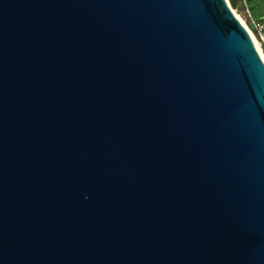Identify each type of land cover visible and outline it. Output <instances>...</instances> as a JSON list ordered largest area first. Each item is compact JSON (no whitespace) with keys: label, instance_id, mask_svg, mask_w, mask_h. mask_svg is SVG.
Instances as JSON below:
<instances>
[{"label":"water","instance_id":"1","mask_svg":"<svg viewBox=\"0 0 264 264\" xmlns=\"http://www.w3.org/2000/svg\"><path fill=\"white\" fill-rule=\"evenodd\" d=\"M0 264H264V61L228 0H0Z\"/></svg>","mask_w":264,"mask_h":264},{"label":"trees","instance_id":"2","mask_svg":"<svg viewBox=\"0 0 264 264\" xmlns=\"http://www.w3.org/2000/svg\"><path fill=\"white\" fill-rule=\"evenodd\" d=\"M228 3L233 11L244 13L247 8L253 19L262 21L264 18V0H228Z\"/></svg>","mask_w":264,"mask_h":264},{"label":"built area","instance_id":"3","mask_svg":"<svg viewBox=\"0 0 264 264\" xmlns=\"http://www.w3.org/2000/svg\"><path fill=\"white\" fill-rule=\"evenodd\" d=\"M243 3L245 5L244 1ZM244 14H245L247 24H248L244 26L246 27L248 32L251 34L253 40L257 39L259 43L261 44L262 48H264V24L263 22L260 20L253 19L247 8H245Z\"/></svg>","mask_w":264,"mask_h":264},{"label":"rangeland","instance_id":"4","mask_svg":"<svg viewBox=\"0 0 264 264\" xmlns=\"http://www.w3.org/2000/svg\"><path fill=\"white\" fill-rule=\"evenodd\" d=\"M234 14H235L236 17L241 21V23H242L243 25H245V26L248 25L244 13H241V12L238 13V12L234 11ZM254 41L257 43V45H258V47H259V49H260V52H261V54H262L263 57H264V48H262L261 44L259 43V41H258L257 39L254 40ZM260 56H261V55H260Z\"/></svg>","mask_w":264,"mask_h":264},{"label":"bare ground","instance_id":"5","mask_svg":"<svg viewBox=\"0 0 264 264\" xmlns=\"http://www.w3.org/2000/svg\"><path fill=\"white\" fill-rule=\"evenodd\" d=\"M254 43H255V46H256V48H257L259 54L261 55V57H262V59H263V61H264V57H263V55L261 54L260 49H259L257 43H256L255 41H254Z\"/></svg>","mask_w":264,"mask_h":264},{"label":"crops","instance_id":"6","mask_svg":"<svg viewBox=\"0 0 264 264\" xmlns=\"http://www.w3.org/2000/svg\"><path fill=\"white\" fill-rule=\"evenodd\" d=\"M262 22H263V24H264V18L262 19Z\"/></svg>","mask_w":264,"mask_h":264}]
</instances>
